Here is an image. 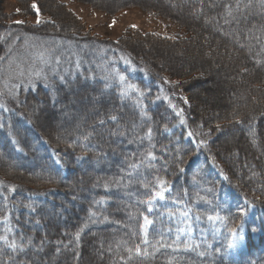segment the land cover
<instances>
[{"label": "trees", "instance_id": "1", "mask_svg": "<svg viewBox=\"0 0 264 264\" xmlns=\"http://www.w3.org/2000/svg\"><path fill=\"white\" fill-rule=\"evenodd\" d=\"M18 1L26 21L0 24V180L15 185L0 187V237L7 238L0 240V264H264V0H111L103 8L139 6L190 33L168 38L129 30L116 41L85 29L59 0ZM60 7L67 16L57 14ZM35 8L50 20L28 22ZM30 38L45 43L49 61L55 59L40 78L12 86L15 94L6 92L8 47ZM161 46H198L208 61L243 57L234 63V81L241 86L249 78L251 93L239 99L232 92L227 112L206 114L192 88L205 84L209 71L176 70L157 61ZM119 71L144 95L122 97L123 85L114 76ZM174 93L181 96V109ZM77 95L86 100L70 105ZM81 103L96 109L64 137L57 126L45 130L38 123ZM36 105L41 109L35 112ZM63 118V126L72 121ZM149 151L155 159L130 168ZM159 180L168 191L149 212L141 201L159 190ZM217 213L226 221L207 220ZM144 215L153 221L149 243L141 245L147 255L129 258L126 249L143 239ZM237 225L241 239L227 248L229 229Z\"/></svg>", "mask_w": 264, "mask_h": 264}, {"label": "rangeland", "instance_id": "2", "mask_svg": "<svg viewBox=\"0 0 264 264\" xmlns=\"http://www.w3.org/2000/svg\"><path fill=\"white\" fill-rule=\"evenodd\" d=\"M97 1L100 5L98 3H89L85 0H59V2L63 3L66 6L67 10L72 11L73 14L81 20L82 26L85 29L90 30L91 33L103 39L116 41L129 30H139L142 33H155L168 38L190 35L188 29L181 24L175 22L170 18L164 17L162 15H157L156 13L142 7L136 6L112 11V7L110 9H106L103 8L102 5L103 3H110L111 0ZM22 7L23 6L18 0H0V24H2V22L6 19L14 20L15 22L22 21V23L26 21L21 14ZM61 8L58 11L62 12L57 11V14L60 13V15L62 16H67L66 12L63 11V8ZM35 12V16L27 18L28 22L32 24H38V18L40 22L50 20L49 15L42 14L36 8ZM248 15L252 16L254 15V13H250ZM30 40L31 41H29L28 43H25L23 41L21 44L13 41V43L8 47L10 52L8 61L10 60V64L7 63L6 69L8 72L9 80L11 81H9L8 86L4 88L6 92L15 94L16 90L11 89L12 86H18L21 84V82H24L25 84L30 83V81L36 79V77L33 76L34 72H42L45 66L47 65L48 67L50 61L55 59L54 56V58L52 57L49 61V55L46 54L47 45H43L45 43H41L39 39L36 40L30 38ZM52 46L58 47L56 46V44H53ZM52 46L51 48H53ZM84 47L85 46H83V48ZM213 57L214 61H208V59L206 60V58H204L203 50L198 46H195L194 48L189 50H185L184 47L176 48L161 46L156 47L154 59H156L157 61L167 62L176 70L187 69L189 67H193V70H195V68L202 66L204 70L209 71V76H206V78L204 79L206 81L205 84L203 83L201 85H195L194 83V86L192 88L194 91H199L195 92V98L201 102L203 110L206 112V114L209 115L214 112H227V107H231L229 102L233 95L241 99L242 96L250 92L251 87V83L249 82V84L247 82L249 81V78H244L246 81L244 85H235L233 71L234 68L238 67L234 66V63L243 62V57L237 58L234 62H231V60L228 59L227 55L223 56L222 58H220L219 56ZM120 60L123 65H127V67L130 66L129 68H132L131 61L130 63L125 62L129 61L127 56L120 55ZM192 65L197 66L194 67ZM216 65L221 66V69L213 71V68ZM114 69L117 70V67H115ZM118 74L123 75L120 71L114 75L117 82H119ZM198 82H201V80ZM2 89L3 88L0 85V90ZM232 92L233 95L231 94ZM2 93L4 92L1 91L0 94ZM171 97L174 98L175 104L178 106V108L181 109V96L174 93L171 95ZM74 99L75 100L68 101V103L72 105V102L75 103V101H85L86 97L77 95V97H75ZM87 105L89 106V104ZM87 105L86 103H81L79 104L78 108H76L77 105H74V107H70V110L66 115H62L56 118H46L45 115L41 116L38 120V123L45 130L52 128L53 126H57L60 130L58 132V135L64 137L67 134H70V132L73 131L74 127H78V124L82 122L85 117L90 115L94 111V109H96V107L94 106L88 107ZM232 107L235 106L233 105ZM38 109H40V106L36 105L34 107V111L36 112L38 111ZM48 112L49 111L46 110L44 114H47ZM69 115L72 116V121L68 125L63 126V117H67ZM232 131L233 130H231L230 132L228 131V134ZM0 187L4 190H13V188H15V185L10 181L5 182L3 180H0ZM10 238L12 239V237ZM93 261L94 259L90 260V262L92 263Z\"/></svg>", "mask_w": 264, "mask_h": 264}, {"label": "snow or ice", "instance_id": "3", "mask_svg": "<svg viewBox=\"0 0 264 264\" xmlns=\"http://www.w3.org/2000/svg\"><path fill=\"white\" fill-rule=\"evenodd\" d=\"M33 7H35V5H33ZM237 7H239V4L237 5ZM227 15L231 16L232 15V10H231V7L229 6V10H228V13ZM40 20L39 18L37 19V23H39ZM227 23V21H225ZM17 23H22V21H18ZM135 27V26H133ZM126 63H130V61H125ZM242 71H247V69H243ZM43 75V73L41 71H36L33 73V76L36 77V78H40L41 76ZM118 79H119V82L121 85H123V87L121 88V96L122 97H128L130 96L131 93L133 92H136L139 94V96H143L144 93L141 92L135 85L133 84H126V77L123 76V75H119L118 74ZM31 83V81H30ZM165 99H167L165 97ZM139 103V101H138ZM179 114V113H178ZM141 115L142 116H146L147 114L143 111V109H141ZM112 120H116L117 117L113 116L111 117ZM183 123V120L181 121ZM101 123H103L101 121ZM147 137L150 139L151 138V135H152V129L149 128L147 133H146ZM189 135H191V133H189ZM150 159H155V156L154 154L149 151L146 155V157L144 158L143 161H139L137 163H133L130 165V168L133 169V170H136L138 169L141 164H143L145 161L149 160ZM152 165L149 164V167H151ZM129 178H131L132 176V173L130 172L129 174ZM227 178V177H225ZM120 182L117 181V184H119ZM126 186V185H125ZM145 188H148L149 185L145 184L144 185ZM158 189L159 190H155L153 189L152 191V194L145 200V201H141V203H145L147 204L148 208L147 210L149 212H151L153 210V203L159 199V200H164L165 199V192L168 191V188L166 187L165 185V181L163 180H159L158 181V185H157ZM203 199V198H201ZM29 207H31L29 205ZM239 213H241V215H245L246 214V209L245 208H239L238 209ZM169 215H175V213H169ZM181 215L185 218H188L189 216V213L188 212H183L181 213ZM201 219V216L197 215L196 216V220H200ZM207 220L210 221V222H215V221H220V222H225L226 221V218L223 217V216H220L218 213L216 215H208L207 216ZM153 224V221L151 219H149V217L147 215H144L143 216V224L141 225V230L143 232V239L141 240V243L140 244H137L135 245L134 248L132 247H128L126 249V251L129 253V258H131V255L133 253L137 254V255H147V249H143L141 248V245H147L149 243V240H148V228L150 225ZM241 226L240 225H237L236 227H233V228H230L229 229V232L232 236V238L228 241V244H227V248H233L236 246L237 242L241 239V237L238 235V229L240 228ZM181 233L184 231V229H180L179 230ZM77 235V238L79 237V233L76 234ZM135 235V234H134ZM7 238L6 237H0V240H6ZM179 236H177V239L176 241L174 242L176 247H180V244H179ZM185 248H192L193 245L192 243L190 242H185L184 245H183ZM10 247L15 250L18 246L17 244L13 241L10 245ZM168 247H172V245H168ZM198 247V245H197ZM209 247H211V245H209ZM217 252L220 251V249H216ZM200 255H205L204 252H201ZM121 259H123V257H121Z\"/></svg>", "mask_w": 264, "mask_h": 264}, {"label": "bare ground", "instance_id": "4", "mask_svg": "<svg viewBox=\"0 0 264 264\" xmlns=\"http://www.w3.org/2000/svg\"><path fill=\"white\" fill-rule=\"evenodd\" d=\"M60 8H61V7H60ZM58 10H59V8H58ZM58 10H57V11H58ZM63 11H64V10H63ZM58 12H62V11H58ZM58 14H60V13H58ZM199 65H200V63H199ZM196 66H197V65H196ZM196 66H194V67H196ZM179 70H180V69H179ZM206 72H207V71H206ZM208 74H209V73H208ZM208 76H209V75H208ZM204 81H205V80H204ZM196 94H197V93H196ZM216 103H217V102H216ZM216 103H215V104H216ZM40 109H41V108H40ZM51 113H52V112H51ZM49 115H50V114H49ZM50 116H52V115H50ZM17 174H18V173H17Z\"/></svg>", "mask_w": 264, "mask_h": 264}]
</instances>
